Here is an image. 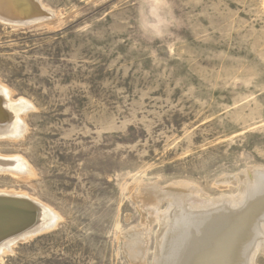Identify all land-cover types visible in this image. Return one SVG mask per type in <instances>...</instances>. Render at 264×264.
Wrapping results in <instances>:
<instances>
[{"label": "rangeland", "instance_id": "1", "mask_svg": "<svg viewBox=\"0 0 264 264\" xmlns=\"http://www.w3.org/2000/svg\"><path fill=\"white\" fill-rule=\"evenodd\" d=\"M37 3L39 19L0 18V82L34 106L23 137L0 139L32 172L0 169V190L58 221L0 264H129L121 236L144 227L148 186L194 184L204 201L264 167V0Z\"/></svg>", "mask_w": 264, "mask_h": 264}, {"label": "bare ground", "instance_id": "2", "mask_svg": "<svg viewBox=\"0 0 264 264\" xmlns=\"http://www.w3.org/2000/svg\"><path fill=\"white\" fill-rule=\"evenodd\" d=\"M32 10L36 13L32 14ZM40 11L37 0H0V14L5 16L0 18L5 21L17 19L15 21L21 25L23 18L39 19ZM11 93L0 82V139L23 137L28 129L26 115L34 109L21 98L13 100ZM0 169L15 170L22 178L32 172L22 157L0 156ZM218 181L241 184L235 194L204 201L196 196L194 184L186 182H175L168 189L144 187L143 196L150 204L144 227L130 229L121 236V249L129 264H147L146 252L153 221H158L159 229L149 264H254L256 252L264 245V167H248ZM0 198L19 201L18 204L0 201V219H9L0 220L3 232L32 219L29 226L0 239L1 261L16 240L33 237L55 226L58 220L26 192L0 190ZM160 200H166L168 205L161 213L157 211Z\"/></svg>", "mask_w": 264, "mask_h": 264}, {"label": "water", "instance_id": "3", "mask_svg": "<svg viewBox=\"0 0 264 264\" xmlns=\"http://www.w3.org/2000/svg\"><path fill=\"white\" fill-rule=\"evenodd\" d=\"M0 201L12 202V203H14V204H18V203H19L18 200H14V199L12 200V199H8V198H0ZM0 220H9V219L4 217V218H2V219H0ZM31 220H32V219H31ZM31 220H28V221L26 222V224L21 225V226H17L15 229L10 230V231L3 232V230L1 229V230H0V239L4 238L5 236H7V235H9V234H13L14 232H17V231H19V230H21V229H23V228L29 226V223L31 222ZM11 222H13V221H11Z\"/></svg>", "mask_w": 264, "mask_h": 264}]
</instances>
